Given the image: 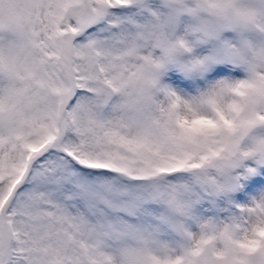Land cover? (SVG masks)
Wrapping results in <instances>:
<instances>
[{
    "label": "snow or ice",
    "instance_id": "obj_1",
    "mask_svg": "<svg viewBox=\"0 0 264 264\" xmlns=\"http://www.w3.org/2000/svg\"><path fill=\"white\" fill-rule=\"evenodd\" d=\"M0 264H264V0H0Z\"/></svg>",
    "mask_w": 264,
    "mask_h": 264
}]
</instances>
